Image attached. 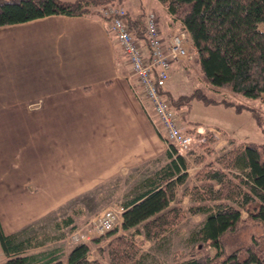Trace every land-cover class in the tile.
<instances>
[{
	"label": "crops",
	"instance_id": "1",
	"mask_svg": "<svg viewBox=\"0 0 264 264\" xmlns=\"http://www.w3.org/2000/svg\"><path fill=\"white\" fill-rule=\"evenodd\" d=\"M121 5L134 18L161 7L167 15L160 20L156 14L163 40L177 25L158 0ZM130 73L126 54L103 17L54 13L0 25L4 234L33 240L40 219L72 196L135 166L167 161V141L135 93ZM182 198L184 208L188 195ZM39 246L19 254H39ZM70 247L61 248L63 256ZM7 257L0 243V262Z\"/></svg>",
	"mask_w": 264,
	"mask_h": 264
},
{
	"label": "trees",
	"instance_id": "2",
	"mask_svg": "<svg viewBox=\"0 0 264 264\" xmlns=\"http://www.w3.org/2000/svg\"><path fill=\"white\" fill-rule=\"evenodd\" d=\"M123 1L0 0V25L54 13L103 17L90 6ZM158 1L166 8L172 22L180 20L184 24L196 49L194 62L208 84L264 103V0ZM143 16L134 18L125 13L129 28L140 39H144ZM163 92L176 108L181 103L187 104L193 96L211 100L203 93L195 94L196 91L177 97L166 88ZM224 103L237 110L248 109L264 133V122L252 108L239 102ZM213 142L214 138L208 134L200 145L206 152H213L210 147ZM192 151L190 149L187 155ZM166 157L167 161L140 178L122 201L120 229H110L90 242H76L63 256L59 246L39 254H19L30 245L44 242H30L31 238L17 240L18 234H4L0 226V243L8 254L0 264H105L102 258L107 259V264H140L144 254L135 233H141L146 240H157L184 219L185 210L205 215L195 235L203 245L212 246L216 251L202 261L181 254L175 264H264V142L235 143L201 164L194 173L196 183L189 188L183 186L180 192L182 197L188 195L192 201L186 208L180 205L178 197V189L188 177L186 156L169 143ZM194 159L200 164L205 158L195 156ZM244 220L260 222L263 238L253 236L251 243L225 251L221 235L236 230ZM73 222L74 217L67 215L56 222V226L64 228ZM91 244L98 256L90 257Z\"/></svg>",
	"mask_w": 264,
	"mask_h": 264
},
{
	"label": "rangeland",
	"instance_id": "3",
	"mask_svg": "<svg viewBox=\"0 0 264 264\" xmlns=\"http://www.w3.org/2000/svg\"><path fill=\"white\" fill-rule=\"evenodd\" d=\"M114 5L122 6L115 3L90 7L104 16L105 9ZM122 7L125 10V7ZM154 9L160 20L167 19V15L161 7H155ZM143 13L140 17L143 16ZM166 87L174 97L196 91L195 94L200 92L211 99L205 100L193 96L187 104L181 103L180 107L177 108L172 103L176 108L182 131L186 133L192 131L196 126H202L203 128L217 129L222 133L219 138L215 139L216 142L214 141L215 143L210 146L213 148V152H206L202 145L195 143L191 148L192 153L186 155L188 177L178 189V197L183 199L180 195L183 186L189 188L196 183L194 173L201 167V164L212 160L216 155L235 143L244 141L264 142V133L257 125L253 114L248 109L237 110L234 106L227 105L224 102L233 101L246 104L260 115L263 122L264 103L260 99L234 95L226 89L211 86L202 78L194 59L179 61L177 64L173 63L171 76ZM225 134L228 136H225ZM167 144L169 143L167 142ZM195 156H204L205 159L198 164L194 159ZM163 164V159H160L135 166L125 172H119L99 181L94 186L72 196L70 200L57 206L53 213L41 218L37 225L33 227L35 236L30 242H36L37 240L46 242L44 245L40 244L37 247V253L45 252L56 246L61 248H64L65 245L72 246L79 241L90 242L92 238L106 233L99 232L96 226L98 215L107 208L114 210L116 214L112 229L115 227L120 229L118 223H120L121 215L118 208L122 206V201L132 192L140 178L151 174ZM182 204L184 208L192 204L189 196ZM67 215L74 217L73 224L58 228L56 222ZM204 216L203 213L190 214L185 210L184 219L167 231L164 236L154 241L143 239L141 233H135L134 237L137 241H140L141 252L144 254L140 264H175V259H179L181 254L192 255L200 261L204 260L206 256L213 255L216 251L215 248L206 247L195 235V231L201 225ZM242 216L245 218V212L242 213ZM262 234L263 226L260 222L244 220L239 223L236 230L223 233L220 240L222 247L229 252L239 246L251 243L253 236L263 238ZM262 242L264 244L263 240ZM90 254L98 256L93 245ZM102 260L107 264L106 258H102Z\"/></svg>",
	"mask_w": 264,
	"mask_h": 264
},
{
	"label": "built area",
	"instance_id": "4",
	"mask_svg": "<svg viewBox=\"0 0 264 264\" xmlns=\"http://www.w3.org/2000/svg\"><path fill=\"white\" fill-rule=\"evenodd\" d=\"M125 13L120 5L109 6L105 9L103 18L107 20L108 28L114 33L116 42L126 54L131 66V73L127 77L143 105L149 108V116L153 118L158 132L184 156L195 143L204 141L208 134L212 135L216 142L215 139L222 133L214 128L196 126L192 131H182L176 108L163 92L171 76L172 64L193 60L196 55V49L184 24L176 20V27L167 39L163 40L159 34L157 17L148 9L142 19L144 39H140L129 28ZM142 46H145L146 53ZM133 79L136 82H132ZM122 210L123 207L120 206V215ZM115 219L114 210H103L97 217L96 229L99 232L112 229Z\"/></svg>",
	"mask_w": 264,
	"mask_h": 264
}]
</instances>
